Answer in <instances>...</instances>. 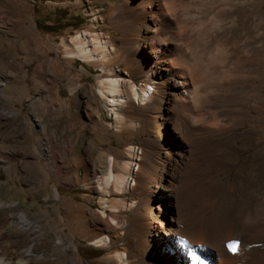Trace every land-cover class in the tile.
I'll return each mask as SVG.
<instances>
[{"label":"bare ground","instance_id":"obj_1","mask_svg":"<svg viewBox=\"0 0 264 264\" xmlns=\"http://www.w3.org/2000/svg\"><path fill=\"white\" fill-rule=\"evenodd\" d=\"M193 1L119 0L132 18L121 49L87 30L61 41L65 56L91 63L105 75L90 89L104 114L113 117L117 138L121 133L139 135L145 145L141 150L131 143L114 156L100 151L101 170L94 163L85 169L84 178L100 174L93 187L102 196L103 210L90 223L80 221L84 216L75 212L71 216L77 221L76 233L91 234L89 244L114 246L99 262L196 264L194 250L201 249L203 264H264V149H255L251 140L238 144L255 129L236 131L244 121L259 124L254 114L264 111V86L255 84L256 55L263 45L253 41L264 40V0H219L221 6L212 9L206 22L189 15ZM217 33L223 36L208 47V39ZM27 48L41 46L34 39ZM129 53L138 58L139 69H147L146 81L138 86H125L128 74L114 66ZM65 86L71 95L79 85L70 79ZM217 92L226 94H213ZM71 103L75 106V99ZM89 106L98 112V105ZM74 146L70 143L68 148V186L77 182L75 160L83 162ZM49 156L54 163L57 156ZM241 156L245 163L233 170ZM205 185L210 188L199 189ZM125 194L132 201L111 197ZM50 197L61 200L56 188ZM62 201L67 207L82 208L71 199ZM15 209V203H0V212L9 210L0 219V237L2 229L9 228L26 236L27 246L15 244L20 258L6 262L0 257V264H57L68 248L76 249L67 244L66 236H57L51 248L34 254L38 230L24 212L15 215ZM41 237L40 244L47 234ZM126 237L125 244L115 247ZM4 251L0 247V255Z\"/></svg>","mask_w":264,"mask_h":264},{"label":"rangeland","instance_id":"obj_2","mask_svg":"<svg viewBox=\"0 0 264 264\" xmlns=\"http://www.w3.org/2000/svg\"><path fill=\"white\" fill-rule=\"evenodd\" d=\"M198 1L191 3L188 13L202 22L208 21L213 14L212 9L222 4L219 0ZM120 4L119 0H0V203H15V215L24 212L33 228L38 230L34 241L39 244L38 249L33 250L34 254L51 248L57 236H66L67 244L72 243L76 249L68 248L70 252L63 256L60 253L57 264H106L99 260L114 250V246L110 249L89 244L91 234L76 233L77 221L71 216L75 212V215L85 217L80 221L87 219L86 222L90 223L103 210L99 203L102 196L93 187L100 174L97 172L91 179L87 175L88 170L86 175L90 179L84 178L85 169L94 163L96 169L101 170L100 151L114 156L124 152L131 143L141 150L145 149L139 135L128 137L121 133L117 138L119 131L113 117L105 115L101 103L95 100L90 88L96 87L97 81L105 75H101L91 63L75 57L68 58L61 46L62 40L87 30L100 33L110 46L121 49L123 32L132 18L131 12ZM222 36L220 33L211 36L207 41L208 47L212 48L216 38ZM34 39L40 43V50L27 48L28 42ZM11 41L14 42L12 46L9 44ZM253 41L256 45H263L256 55L259 64L255 68L258 72L255 84L264 86V40L253 38ZM128 55L131 57L116 59L114 66L116 70L128 74L126 79L129 82H125V86H138L146 81L147 69L146 66L139 69L138 58L136 60L132 53ZM132 57L134 60L131 61ZM56 63L61 71L57 70ZM70 79L80 86L71 95L65 86ZM213 94L222 96L226 93ZM72 99L76 101L75 106L71 103ZM89 105H98V114L93 113ZM254 116L260 120L259 124L244 121L236 131L247 133L253 128L256 132H252L249 139L239 140L238 144L251 140L255 149H264V111ZM128 120L127 117V123ZM224 123L227 121L224 120ZM69 142L75 143L73 149L83 162L75 160L77 182L68 186L66 163L70 156ZM51 154L57 156L54 163L49 160ZM244 158L241 156L238 159L233 170L245 163ZM111 173H117L115 167H112ZM45 180L47 185L43 187ZM53 188L57 189L61 200L50 197ZM208 188L209 185H205L199 189L206 191ZM111 197L132 201L127 194ZM62 198L71 199L82 208L67 207ZM86 207L89 211L85 210ZM165 210L167 212V206ZM8 214L9 210L1 211L0 219ZM1 232L0 247L5 251L0 257L6 262L17 261L20 256L15 251V244L27 246V237L9 228ZM45 233L46 241L40 244L41 235ZM127 240V237L123 238L115 247ZM194 251L196 264H203L204 253L201 249Z\"/></svg>","mask_w":264,"mask_h":264},{"label":"snow or ice","instance_id":"obj_3","mask_svg":"<svg viewBox=\"0 0 264 264\" xmlns=\"http://www.w3.org/2000/svg\"><path fill=\"white\" fill-rule=\"evenodd\" d=\"M229 247H230V248H234V245H231V244H230Z\"/></svg>","mask_w":264,"mask_h":264}]
</instances>
